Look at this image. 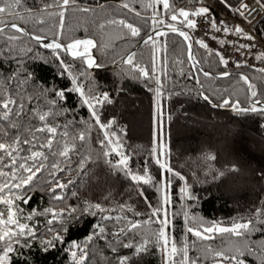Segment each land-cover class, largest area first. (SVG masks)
Masks as SVG:
<instances>
[{"label": "trees", "instance_id": "16d2710c", "mask_svg": "<svg viewBox=\"0 0 264 264\" xmlns=\"http://www.w3.org/2000/svg\"><path fill=\"white\" fill-rule=\"evenodd\" d=\"M210 1L235 15L245 2ZM45 3L53 0H22L21 6L12 10L14 14L0 15V27L17 23L28 32L11 27L0 32V99L16 102L10 105L7 119L0 108V142L33 140L35 136L34 142L43 144L48 134L35 130L45 124L57 128L51 148L20 143V151L14 154L18 163H24L21 158L32 151L42 152L44 159L42 167L35 165L40 171L31 182L16 192L21 197L15 201L21 210L17 213L20 223L28 225L32 234L26 232L19 237V244L13 242L8 264H118L124 257L128 258L126 264H162L158 233L165 214L177 248L174 264H181V249H186L189 262L195 264H234L226 257L236 255V249L244 250L246 264H264V112L233 107L236 102L240 109L250 108L253 101L264 103V73L246 67L228 69L215 52L193 40L199 63L194 66L188 43L175 32L155 36V44H144L153 27L161 30L173 24L185 30L182 17L177 21L170 17L181 8L195 10L198 3L194 0H169L168 10L155 0H76L65 12L62 29L60 18L53 14L60 9L44 10ZM125 3L128 8L122 6ZM151 4L155 6L149 7ZM153 17L163 23L153 24ZM111 20H124L140 29V34L132 37L123 25L108 23ZM254 30L264 39V16ZM31 35L55 37L66 45L76 39H92L101 68H91L85 59L75 60L61 49L46 48ZM13 36L16 39H9ZM130 53H135L134 64L146 68L149 77L126 63ZM91 59L97 63L93 54ZM113 65L118 66L111 68ZM225 71L230 75L223 76ZM241 76H247L248 82ZM249 82L255 86L256 97L251 96ZM74 88L82 89L85 96ZM157 89L164 105L169 166L184 179L157 163ZM59 91L64 92L63 99L55 95ZM102 93L108 94L110 102L97 104L95 110L100 123L112 122L106 129L98 126L91 115L93 109L84 104L86 97ZM225 100L229 105L224 106ZM137 105L145 107L144 131L136 127ZM42 113H49L46 122L38 119ZM205 122L212 131L205 126L196 128ZM228 126L238 127V132H227ZM249 131L262 141L256 152ZM105 132L122 145L128 157L127 169L119 164L111 143H100ZM80 133H84V140L78 138ZM230 136L235 145L239 143L235 151L227 139ZM65 145L70 149L67 157L60 155ZM230 149L235 152L233 157ZM106 152L109 155L105 156ZM28 164L32 166V161ZM244 164L253 171L252 187L232 194L227 182H233ZM0 171L8 176L13 172L27 176L12 166L6 154L0 155ZM145 173L152 178L150 183L131 178ZM8 176H0V183L10 182ZM57 183L64 187H57ZM165 189L168 204H164ZM95 204L103 211L85 210ZM154 209L161 210L154 214ZM241 220L252 221L242 236L220 232L201 239L194 235L195 230L212 224L230 225ZM132 223L139 226L132 229ZM57 236L61 239H55ZM129 244L144 245V250L125 246ZM5 246L0 244V248ZM216 251H223L225 258L216 257Z\"/></svg>", "mask_w": 264, "mask_h": 264}, {"label": "snow or ice", "instance_id": "6c2138e0", "mask_svg": "<svg viewBox=\"0 0 264 264\" xmlns=\"http://www.w3.org/2000/svg\"><path fill=\"white\" fill-rule=\"evenodd\" d=\"M155 3L162 4L163 9H166V10L171 8V6L169 4V0H155ZM225 3H227V0H225ZM21 4H22V0H0V15L5 14V13H7L9 15L14 14L12 10L15 8H18L19 6H21ZM70 5L75 6L76 0H53V3H51V4L45 3L43 5V8H44V10H47V9L53 8V7L60 9V11L55 12L53 14L60 18L59 28L62 29L63 28V18L65 15V12L68 10ZM122 6L124 8L129 7V5L127 3L123 4ZM148 6L154 7L155 4H151ZM228 6L231 7V5H228ZM241 9H243V10H241ZM80 10L83 12L91 11V9H89V8H81ZM250 10L251 9H249L248 5L241 3L240 9H237L236 11L238 12V14L240 16H244L245 11H250ZM28 11L31 12L32 9H29ZM208 14H209V9L206 7L198 8L192 12L181 8V9L176 10L175 14H172L170 19L172 21H177L178 18L182 17L183 18L182 23L186 24V26L189 29H193L196 26V20L191 19L190 17H203V16H206ZM208 22L212 28L217 29V31L220 30L219 28H217L216 21L213 18H211L210 16H209ZM108 23H112V24L118 23V24L123 25L124 27H126L129 30L132 37H136L140 34V29L134 27L132 24L125 23L124 20H119V21L111 20V21H108ZM156 23L162 24L163 21H157L156 17H153V24H156ZM103 26L104 25H101V27H103ZM7 27H11V28L15 29L17 32H24L25 31V29L20 27L18 24L11 23V24H5L4 27H0V32H3L5 30V28H7ZM168 29L172 32L179 31V35L182 36L185 41H188V48H189V50L191 49V38L189 37L187 32L178 30L175 27V25H173V24H169ZM223 30L227 31V28L225 27ZM235 31L238 34L243 33V29H241L239 26H237L235 28ZM161 34H166V33H161V31L158 28L153 27V33H146V39H144V41H143L144 44H146V45L149 43L155 44L156 41L154 40V35L159 36ZM9 39H16V37L15 36L9 37ZM35 39L37 42H42L44 37L36 36ZM247 39L251 40L254 38L251 36H247ZM197 43H200L203 47L207 48V45L204 44L203 41H197ZM221 43H223V42H221ZM81 46H83V48H84L83 52L79 51ZM44 47L51 48L54 50H59L63 47L66 51L70 50L71 54L73 56H85L90 47H95V42L92 39H83V40L76 39L67 45H62L61 43H59L57 40L54 39L51 43L45 44ZM240 47L244 48V47H250V46L241 45ZM217 55L219 56L220 62L222 64H224L226 67L227 64L229 63V61L227 59H225L223 55H221L219 53H217ZM134 56H135V53H130L126 58V63L131 65V66H134L144 77H149V72L146 68L140 67L138 64H134ZM257 58L258 59L264 58V54H261V56L257 57ZM189 59H193V57L190 55ZM88 64H89V67H91L95 64V61L93 59L89 58ZM237 66L239 67L240 65L238 64ZM261 71H264V69H261ZM203 75L207 77L210 74L208 72H203ZM222 75L227 77L230 75V73L225 71ZM241 79L244 80L245 82H248L247 76H241ZM248 87L250 89H252L251 96L256 97L257 93L254 90L255 86L249 83ZM72 90L79 91L80 95L82 97L85 96V93L83 92L82 89L74 88ZM160 94L161 93H160L159 89H157V104L158 105L160 103V101H159ZM55 95H57L59 98L63 99L65 94L63 91H59V92L55 93ZM204 99L207 100L208 97H204ZM105 101L110 102L108 100V94L107 93H102L100 97L93 95V96L86 97L84 99V104H86L89 108L93 109V111L91 112V115L101 129H106L112 123L111 121H109L108 124L100 123V117H99V115H97V112L95 110L97 104H101ZM15 103L16 102L14 100H11V99H0V108H2L4 110V118L5 119H7L9 116L10 105L15 104ZM257 103H258L257 101H253V104L250 108L240 109L239 108V102H236L233 105V107L236 110L245 111V112H248V111L264 112V107H261V108L256 107ZM227 105H229V101L225 100L224 106H227ZM20 108L22 109L23 106L20 105ZM17 114H19V113H17ZM48 115H49V113L39 114L38 119L40 121L46 122V118ZM35 131L36 132H45L48 134V137H47L45 143L41 144L38 142H34L36 140L35 136H33V140L24 139L23 141H20L19 139H13L11 143L0 142V155L6 154L9 157V159L11 160L12 166L20 169L22 173H27V176L25 178L22 175H17V173H15V172H13L11 174V176H8L7 173L0 171V176H8V181H10V182L6 181L4 183H0V244H6L5 247L0 248V251L3 252V255H0V264H8L9 253H11L13 251V247H12L13 242L16 244H19V237L20 236H23L26 232L29 235L32 234L31 230L28 229V225L20 223V218L18 217L17 213L20 212L21 210L18 208V206H16L15 201L17 199H21V197L17 196L16 192L19 191L25 185H28L31 182L33 176H35L36 172L40 171V167H42V160L44 159V154L40 151H32L29 156L21 158V159H23L24 163H18L17 160L15 159L14 154L20 151V148L18 147V145L20 143L32 145L34 147L51 148L52 142L57 135V128L56 127H48L47 124H45V127L36 129ZM0 135H3V133H0ZM63 135L66 136L67 132L65 131L63 133ZM78 138L80 140H84L85 139L84 133H80ZM106 142L110 143V141H108V138H107V132H105V138L102 139L100 141V143L105 144ZM69 151H70L69 147L67 145H65L63 150L60 152V155L67 157ZM104 155L107 156V155H109V153L106 152ZM211 158L215 159V157H211ZM28 161H32V166H29ZM127 162H128V157L122 155V158L119 161V164L121 166H123L125 169H127ZM37 163L40 164V167H35V165ZM157 163L158 164L160 163L159 159L157 160ZM34 167H35V171H34ZM53 167L56 168L58 166L53 165ZM161 167L163 169L169 171V172H172V174L174 176H177L180 179H184L183 177L180 176V174L178 172H173L172 169L169 168L166 163L161 164ZM231 170L235 171V168L233 167V169H231ZM10 171H11V169H10ZM220 175H223V173H220ZM131 178L133 180H136V181H143L144 183H150L151 179H152L150 176L147 175V173H145V175H133ZM57 187L63 188L64 185L57 183ZM184 191H185V189L181 188V192H184ZM53 192H55V189H53ZM56 198L62 199L61 196H57ZM164 199H165V202H167V197H165ZM24 202L27 203V200L25 199ZM91 208L101 209V206H100V204L87 205L85 210H88ZM101 210L103 211V209H101ZM160 210L161 209H154L153 213L155 214L156 212H158ZM72 211L74 212L75 209H73ZM28 218L30 219L31 217H28ZM168 223L169 222H168V220L166 218V214H165V218L163 220H161V230L158 233V239L163 241V244L165 246H167L169 244L168 235L166 234V232L164 230L165 228L168 227ZM251 223H252V221H247L245 223H235L231 228H223L217 224H212L207 228L195 230L194 235L197 237H200L201 239H210L212 237L209 234H212V233L218 231L221 233L232 232V233H235V235H237V236H242L244 234L243 230L249 229V226L251 225ZM138 226H139L138 223H132L131 224L132 229H135ZM99 231L101 233H103L104 229L99 228ZM121 231H124V230L121 229ZM188 231L193 232V229L189 228ZM55 239L59 240V239H61V237L57 236V237H55ZM89 239H91V237H89ZM125 246L126 247H137L138 251L144 250V245L134 246V245L129 244V245H125ZM180 251L183 254L181 264H195V261L189 262V258L187 257V254H186V249H181ZM236 252H237L236 255H231V256H228L226 258L229 259L231 262H234V264H246L245 260L242 259V257H244V250L236 249ZM175 253H177V248H176L175 243H172L170 252H169L168 257H167L169 264H171V262L173 260V255ZM75 255L76 254L73 253L74 257H75ZM215 256L220 257L222 259L225 258V254L223 251H216ZM127 259H128L127 257L122 258L118 262V264H126Z\"/></svg>", "mask_w": 264, "mask_h": 264}, {"label": "built area", "instance_id": "2783aa9c", "mask_svg": "<svg viewBox=\"0 0 264 264\" xmlns=\"http://www.w3.org/2000/svg\"><path fill=\"white\" fill-rule=\"evenodd\" d=\"M194 1L198 3V8H208L209 14L203 17H190L196 20V26L193 29L187 27L185 32L192 40L203 41L207 45V49L223 55L229 61L226 66L228 69L237 68L238 64L239 67L258 71L264 69V58H257L264 54V39L254 30V25L264 16V4L260 0H245L244 4L248 5L251 10L245 11L244 16L220 9L210 0ZM209 16L216 21L219 31L211 27L208 22ZM237 26L243 29L242 34L235 31ZM225 27L227 31L223 30ZM247 36L254 39L249 40ZM241 45L250 47L241 48ZM261 72L264 73V71Z\"/></svg>", "mask_w": 264, "mask_h": 264}, {"label": "rangeland", "instance_id": "374dc122", "mask_svg": "<svg viewBox=\"0 0 264 264\" xmlns=\"http://www.w3.org/2000/svg\"><path fill=\"white\" fill-rule=\"evenodd\" d=\"M79 50L81 52H83L84 51L83 46H81ZM88 53L89 54L92 53L93 56L96 58V56L94 55V47H90L88 49L87 54ZM73 57H79V56H73ZM80 59H85L87 64H88V59H89L88 56H85L84 58H80ZM98 63H99V60L97 59V63H95L93 66H91V68H96ZM159 101H160V103L158 105L157 104V92H156L155 93V150H156V159L157 160L159 159L160 164H165L166 163L167 166L170 168L169 162H168V155H167L168 144L166 143V140H165L164 105H163V100H162V95L161 94H160V97H159ZM256 107L259 108V106H256ZM136 108H137L135 110L136 115L134 117L135 121H136V127L138 126V128L141 131H144L145 127H146V118H145V114H144V112H145L144 108L145 107H144V105H141V106L137 105ZM207 124L210 125V123L205 122V123H203V125L202 124H200V125L198 124L196 126V128L202 129L201 127L205 126L206 128H208L210 130V127ZM215 128H219V130H220L219 125H215ZM227 128H228L227 132L230 131V133H231L232 130H234L233 131L234 134H236V132H238V127L228 126ZM210 131H212V130H210ZM224 132L225 131L221 130V133L225 135L226 133H224ZM211 133H213V132H211ZM247 134H248L249 140L252 141L251 142V147H252L253 152L258 151V149L260 148L261 142H262L261 139H259L258 135H255L253 132L249 131V132H247ZM107 137H108V139H109V141L111 143V147L114 149V151L118 155L119 161H120L121 158H122V155L125 156V153L123 151L122 145L118 142V139L116 137L114 138L112 136V134H110L109 132H107ZM227 139H228L229 143L231 144L230 146H232L233 150L235 151V148L238 147L239 143L235 145V143H234L235 140L233 139V136H230V138H227ZM233 150L230 149V154L232 155V157H233V153H235ZM244 165L242 166L243 169L241 170V172L237 173L236 176L233 178L234 179L233 182H232V180H229L227 182L228 186H232L231 187L232 188L231 191H229V192H232V194H236V193L240 194V192L243 190V188L252 187L253 183H251V180H252L253 171L248 169L247 164H244ZM164 186H166V183L164 184ZM165 197H167V202H168L169 195L166 194V189L164 191V198ZM167 202H165V199H164V204H168ZM245 222H247V221L241 220V221H238V222H235V223H245ZM235 223H232L230 225L219 223L217 225H219L220 227H223V228H231ZM205 228H207V227H205ZM164 230H165L166 234L168 235L169 244L167 246H165L163 244V241H162V244H161L162 264H169V261H168L167 257H168V254L170 252L171 244L173 243V240H172V237H171V233H169L168 229L165 228ZM215 233H220V232L217 231V232H214V233L209 234V235H214ZM175 256H176V253L173 255V260H172L171 264H174Z\"/></svg>", "mask_w": 264, "mask_h": 264}, {"label": "water", "instance_id": "95a60500", "mask_svg": "<svg viewBox=\"0 0 264 264\" xmlns=\"http://www.w3.org/2000/svg\"><path fill=\"white\" fill-rule=\"evenodd\" d=\"M17 24V23H16ZM19 25V24H18ZM20 27H22L21 25H19ZM7 28H10V27H7ZM7 28H5V29H7ZM23 29H25L24 27H22ZM161 31V33H169V32H172V31H170L169 29H167V28H164V29H161L160 30ZM24 33H26V34H28V32L26 31V29H25V31H24ZM175 33H178L179 34V31H177V32H175ZM156 35H154V37H155ZM31 37L33 38V39H35V37L36 36H33V35H31ZM57 40L59 43H61L62 45H66L65 43H63L61 40H59V39H57V38H55V37H51V38H44L43 39V41L42 42H40L42 45H45V44H48V43H51L53 40ZM36 40V39H35ZM187 43H188V41H186ZM139 47V46H138ZM137 47V48H138ZM136 48V49H137ZM61 50L62 51H64L65 53H67L68 55H70L73 59H75V60H77V59H80V58H84L85 56H79V57H73L72 55H71V51L70 50H65L63 47L61 48ZM95 55V54H94ZM190 55L193 57V59H190L191 60V62H192V64L194 65V64H197V65H199V63H198V61H197V59H196V55H195V52H194V46H193V43H192V41H191V49H190ZM96 56V55H95ZM96 58L99 60V58L96 56ZM116 66H118V65H113V66H111V68H114V67H116ZM96 68H101V66H100V60H99V63H98V65H97V67ZM250 83V82H249ZM251 84V83H250ZM207 101H209V99H207ZM210 102V101H209ZM258 103L256 104V106H261V107H264V103L263 102H261V101H257ZM253 104V103H252Z\"/></svg>", "mask_w": 264, "mask_h": 264}, {"label": "bare ground", "instance_id": "6f19581e", "mask_svg": "<svg viewBox=\"0 0 264 264\" xmlns=\"http://www.w3.org/2000/svg\"><path fill=\"white\" fill-rule=\"evenodd\" d=\"M80 51V50H79ZM86 56H88V58H91V56H92V53H88Z\"/></svg>", "mask_w": 264, "mask_h": 264}]
</instances>
